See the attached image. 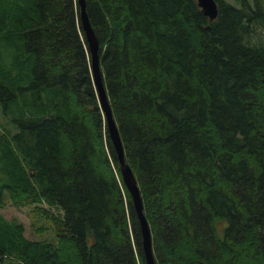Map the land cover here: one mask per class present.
Instances as JSON below:
<instances>
[{
    "label": "trees",
    "instance_id": "trees-1",
    "mask_svg": "<svg viewBox=\"0 0 264 264\" xmlns=\"http://www.w3.org/2000/svg\"><path fill=\"white\" fill-rule=\"evenodd\" d=\"M215 1L86 0L157 264H264V4ZM90 60L77 0H0V207L52 231L0 213L1 264H145Z\"/></svg>",
    "mask_w": 264,
    "mask_h": 264
},
{
    "label": "water",
    "instance_id": "water-1",
    "mask_svg": "<svg viewBox=\"0 0 264 264\" xmlns=\"http://www.w3.org/2000/svg\"><path fill=\"white\" fill-rule=\"evenodd\" d=\"M77 3L79 5V19L84 31L88 52L90 54L93 81L98 92L100 105L105 113L107 129L111 138L112 145L114 147V151L116 153L122 179L126 184L131 195L135 215L140 226L143 258L145 264H157L155 255L153 253V240L151 229L143 212L144 207L140 188L132 168L125 161L124 148L119 134V129L112 115L107 92L103 83L102 72L100 68V58L98 53L99 44L87 14L86 0H77ZM197 3L201 7L202 11L207 14L211 19L216 16L217 3L215 0H197Z\"/></svg>",
    "mask_w": 264,
    "mask_h": 264
},
{
    "label": "rangeland",
    "instance_id": "rangeland-1",
    "mask_svg": "<svg viewBox=\"0 0 264 264\" xmlns=\"http://www.w3.org/2000/svg\"><path fill=\"white\" fill-rule=\"evenodd\" d=\"M234 1V0H230ZM261 2L264 4V0H261ZM264 7V5H263ZM7 117L3 115V113L0 110V121L3 123H6ZM7 124V123H6ZM29 207L27 206H15L12 203H7L5 206L0 207V213L3 214L8 219H17L20 222H22L25 226V235L28 238L31 239H51L52 238V231L50 228H48L46 231L40 233L36 231V227L42 223L41 220H39L36 224L32 223L31 218L29 217ZM44 224V223H42ZM1 264V263H0Z\"/></svg>",
    "mask_w": 264,
    "mask_h": 264
},
{
    "label": "bare ground",
    "instance_id": "bare-ground-1",
    "mask_svg": "<svg viewBox=\"0 0 264 264\" xmlns=\"http://www.w3.org/2000/svg\"><path fill=\"white\" fill-rule=\"evenodd\" d=\"M83 37V36H82ZM100 56V55H99ZM90 62H91V60H90ZM92 69V68H91ZM92 71V70H91ZM7 82V81H6ZM26 82V81H25ZM8 84V83H7ZM14 84H16V83H14ZM26 84V83H25ZM10 85V84H9ZM95 86V85H94ZM12 87V86H11ZM97 90V89H96ZM22 93V92H21ZM25 93V92H24ZM28 93V92H27ZM46 99V98H45ZM18 101V100H17ZM21 101V100H20ZM44 103V102H43ZM46 103V102H45ZM44 103V104H45ZM12 104V103H11ZM10 105V104H9ZM29 105V104H28ZM31 106V105H30ZM43 108H44V106H43ZM24 109V108H23ZM32 112V111H31ZM22 113H24V112H22ZM105 114V113H104ZM22 115H24V114H22ZM21 116V115H20ZM48 119V118H47ZM107 126V125H106ZM24 127V126H23ZM5 128V127H4ZM26 131V130H25ZM28 133V132H27ZM109 133V132H108ZM10 134V133H9ZM6 135V134H5ZM7 136V135H6ZM13 140H15L14 138H13ZM32 140V139H31ZM111 140V139H110ZM5 142V141H4ZM9 143H11V141L9 140ZM5 144H6V142H5ZM25 144V143H24ZM11 145V144H10ZM18 145V144H17ZM12 146V145H11ZM21 146V145H20ZM3 147V146H2ZM114 148V147H113ZM10 154V153H9ZM13 156V155H12ZM3 159H4V157H3ZM124 185H126L125 183H124ZM123 187V186H122ZM126 188H127V186H126ZM128 189V188H127ZM143 207H144V205H143ZM144 212V211H143ZM144 216H145V218H146V215H145V212H144ZM146 220H147V218H146ZM147 222H148V220H147ZM149 223V222H148ZM153 239V238H152Z\"/></svg>",
    "mask_w": 264,
    "mask_h": 264
}]
</instances>
